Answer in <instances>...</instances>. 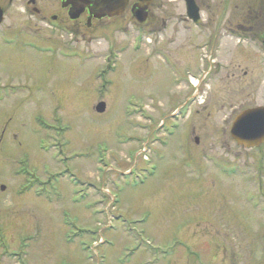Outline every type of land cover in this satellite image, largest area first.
I'll return each mask as SVG.
<instances>
[{
  "label": "rangeland",
  "instance_id": "rangeland-1",
  "mask_svg": "<svg viewBox=\"0 0 264 264\" xmlns=\"http://www.w3.org/2000/svg\"><path fill=\"white\" fill-rule=\"evenodd\" d=\"M166 22L177 26L165 42L131 28L43 35L53 53L22 47L19 66L0 69L10 78L0 80V264H264V149L223 142L225 115L248 100L243 66L209 68L203 33ZM191 71L197 102L175 112L194 90L177 84Z\"/></svg>",
  "mask_w": 264,
  "mask_h": 264
},
{
  "label": "flooded vegetation",
  "instance_id": "flooded-vegetation-1",
  "mask_svg": "<svg viewBox=\"0 0 264 264\" xmlns=\"http://www.w3.org/2000/svg\"><path fill=\"white\" fill-rule=\"evenodd\" d=\"M192 1L198 10L196 23L187 18L184 0H0V69L9 64L11 68L8 69L15 70L19 66L15 63L17 59L20 60L22 47L27 52L40 51L47 55L53 53V44L44 46L37 43L38 37L43 35L48 36L46 41L53 42L49 36L51 38L54 34L84 38L105 32L120 31L121 34H126L127 29L131 28L141 32L157 30L161 40L170 41L166 34L177 25L168 26L166 20L176 17L189 20L198 31V38L203 33V39L197 46L202 52L209 54V68L213 65L219 68L224 63H229L231 58H235L232 59L234 62L238 60L239 67L243 66L238 76L237 89L243 100H248L239 104L237 114L254 108L264 112V0ZM168 2L181 4L183 11H165L162 4ZM180 14L184 17L180 18ZM138 19H143V22L139 23ZM176 33L177 31L171 35L173 40ZM229 35L236 36L237 40H231ZM26 36L31 39L22 42L21 37ZM227 39L233 41L229 45L235 50L229 60L221 57V52L227 47L223 46ZM62 46L64 45L58 47ZM248 66L251 67L250 72L247 70ZM4 78L0 76V80ZM211 78L217 79L216 75H211L209 83H212ZM182 81L185 78L180 80ZM1 93L0 89V96ZM233 94L235 90L227 88L228 97ZM233 110L235 112L236 107ZM236 115L231 120L225 115L223 142L227 146L245 149L231 132ZM196 138L195 144L199 141L197 136ZM254 147L251 149L262 150L264 142Z\"/></svg>",
  "mask_w": 264,
  "mask_h": 264
},
{
  "label": "water",
  "instance_id": "water-1",
  "mask_svg": "<svg viewBox=\"0 0 264 264\" xmlns=\"http://www.w3.org/2000/svg\"><path fill=\"white\" fill-rule=\"evenodd\" d=\"M192 2L190 0H187V10L189 11V15L192 11ZM95 110L98 111V112H102L104 110V104L103 103H98L95 107ZM259 110H252V111H247L243 114H240L236 117L234 123H233V127H232V131H240L241 134H244L245 131H253V134L255 135L254 137H249V138H252L251 142L249 141H246L243 143L245 144H258V142H260L261 140L263 141V138L260 139V134L262 133V130H260V132H258V129H257V126H253V130L247 126H244V121L247 120L249 117H250V114L251 116H254V118L257 120L259 119ZM247 140V139H245Z\"/></svg>",
  "mask_w": 264,
  "mask_h": 264
}]
</instances>
